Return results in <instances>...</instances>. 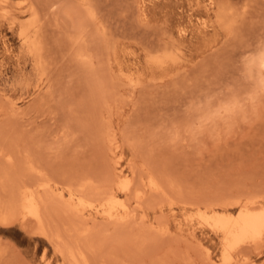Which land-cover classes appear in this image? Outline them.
I'll use <instances>...</instances> for the list:
<instances>
[{"label": "rangeland", "instance_id": "1", "mask_svg": "<svg viewBox=\"0 0 264 264\" xmlns=\"http://www.w3.org/2000/svg\"><path fill=\"white\" fill-rule=\"evenodd\" d=\"M30 163L147 197L121 225L59 205L54 244L0 224V264H234L218 221L264 209V0H1L0 184Z\"/></svg>", "mask_w": 264, "mask_h": 264}, {"label": "bare ground", "instance_id": "2", "mask_svg": "<svg viewBox=\"0 0 264 264\" xmlns=\"http://www.w3.org/2000/svg\"><path fill=\"white\" fill-rule=\"evenodd\" d=\"M121 159L122 157L119 158V160ZM29 170L35 174L33 178L29 173L31 175L29 178H33L30 181L27 177L30 182L25 179L26 182L16 183L14 186L12 184L9 189L0 184V224L34 225L38 234L53 244L59 237L51 233L52 223L50 218L52 217L51 214L60 207L59 205H64V211L75 218H81L86 214L89 216L100 215L111 222V225L112 223L121 225L135 216L136 209H131V200H135V204L140 205L147 195L145 189H140L138 186L134 187L130 181L126 182L128 180L123 181L125 177L123 171L115 179L112 178V180L106 181L103 186H95L94 182L91 181L82 184L58 185L51 177L37 171L34 165L30 166ZM147 179L146 187L150 190L149 195L158 191L161 193V186L163 185L160 186V179L159 184L156 181L157 178L150 177ZM0 183L2 182L0 181ZM239 205L241 209L239 217L232 221H218V225L226 234L235 239V247L232 248L236 255L234 264H248V258H243L238 249L242 244L249 241L254 242L255 246L259 245L258 247L264 244V209H259L258 204L254 201L241 202ZM243 247L246 249L248 245ZM244 249L242 248V252ZM83 256L82 252L72 254L74 263L78 261L79 257L83 258Z\"/></svg>", "mask_w": 264, "mask_h": 264}]
</instances>
